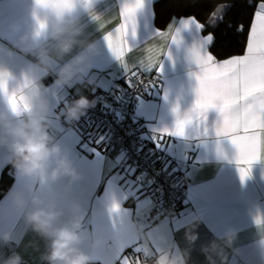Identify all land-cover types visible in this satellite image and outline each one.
I'll list each match as a JSON object with an SVG mask.
<instances>
[{
	"label": "crops",
	"instance_id": "1",
	"mask_svg": "<svg viewBox=\"0 0 264 264\" xmlns=\"http://www.w3.org/2000/svg\"><path fill=\"white\" fill-rule=\"evenodd\" d=\"M124 2L91 0L90 9L78 7L81 35L76 37L78 43L73 50L62 59L54 55L56 42L40 37L51 57L45 70L35 54L37 45L31 40L33 0H0V66L10 70L9 91L33 84L39 87L48 105L53 142L80 174V179L71 185L64 178L49 186L43 179L36 181L12 172L15 190L30 198L51 187L66 193L68 200L78 202L84 216L80 248L93 264H118L116 257L121 249L124 256L134 258L139 254L127 245L136 241L141 246H155L156 250L147 255L155 260L179 246L187 252L188 264H264V226L257 227L254 223L257 213L264 215V152L242 180L231 137L216 135L221 119L216 110L207 113L203 124L193 120L184 126L182 134L176 132L178 121L191 111L196 98L199 67L192 55L194 37L192 32L181 30L178 42L170 44V35H151L154 29L168 30L173 18L178 21L193 16L172 17L164 27H158L155 14L152 15L153 0H148L147 7L139 13L138 39L143 40L125 56L127 73L155 75L160 79L157 86L149 87L139 97L135 120L141 125L140 140L151 142L163 154V169L184 186V201L172 217H149L155 197L147 179L124 161L122 152L105 153L101 138L94 141L84 138L81 125L67 117L70 89L80 95L98 89L101 107L116 113L114 90L125 74L104 35L120 24L119 9ZM253 19L254 14L251 24ZM26 33L30 39L22 40ZM209 34L204 30L199 33L201 37ZM249 34L250 27L248 37ZM209 47L207 51L211 53ZM246 47L247 42L242 54L228 58L244 55ZM78 55L83 60L73 63V76L65 81L61 71ZM150 61H161L159 75L155 68L146 70ZM48 71L53 73L54 80L43 86L40 78ZM5 108L6 99L0 95V111ZM169 132L172 134L163 135ZM11 159L7 149L0 147V166L6 168ZM12 183L13 179L10 186ZM3 196L0 197V234L11 230L13 240L0 245V258L18 252L24 264H43L49 251L46 242L29 230L23 215ZM114 204L119 205L118 210ZM189 229L198 236L193 243L186 238ZM229 232L234 238L231 246H225L223 238ZM213 241L220 245L218 253L206 252Z\"/></svg>",
	"mask_w": 264,
	"mask_h": 264
},
{
	"label": "clouds",
	"instance_id": "2",
	"mask_svg": "<svg viewBox=\"0 0 264 264\" xmlns=\"http://www.w3.org/2000/svg\"><path fill=\"white\" fill-rule=\"evenodd\" d=\"M78 7L91 8V0H33L31 12V40L36 43V55L39 64L47 70V61L50 55L46 46L40 43V37L46 36L55 41L54 55L62 59L73 50L78 43L76 37L81 35L80 18L76 15ZM22 40L30 39L24 34ZM92 47L91 44L88 45ZM82 55L74 58L61 71V77L68 81L73 76V63H80ZM12 79L10 70L0 66V95L6 99L5 111H0V147H4L11 154V171L22 176L33 178L36 181L45 180L49 186L56 185L66 178L69 185L80 179V174L61 154L60 147L53 142L48 126L46 100L40 94L36 85H29L17 91H9V81ZM6 86L8 93L13 91L22 97L21 110H14L9 104L7 95L3 91ZM90 102L85 97L75 101L67 110V117L77 119ZM3 200L10 202L18 213L23 215L24 223L29 230L35 233L49 249L44 257L49 264H90V257L80 248L81 230L84 216L81 205L75 200H68L66 193L62 194L49 187L43 192L38 191L30 198L22 191L15 190V178L12 185L4 193ZM257 227L264 226V215L257 213L254 217ZM195 228V225L192 229ZM192 229L186 232L189 242L198 238ZM234 234L226 233L225 246H231ZM13 240L11 230L0 234V245H8ZM220 245L213 241L210 249L218 253ZM0 264H24L23 257L14 252L7 258H0ZM155 264H188L186 251L176 246L159 255Z\"/></svg>",
	"mask_w": 264,
	"mask_h": 264
},
{
	"label": "snow or ice",
	"instance_id": "3",
	"mask_svg": "<svg viewBox=\"0 0 264 264\" xmlns=\"http://www.w3.org/2000/svg\"><path fill=\"white\" fill-rule=\"evenodd\" d=\"M147 4L148 0H125L119 9L120 24L114 31L104 35L106 44L120 62L125 75L129 71L125 62L126 54L143 40L138 39L139 13L147 7ZM227 7L229 6H220L219 10L222 11ZM152 15H154L153 11ZM96 19L99 20L100 17ZM222 19L223 17L220 16L217 21ZM204 27L205 25L194 17L180 18L178 21L173 18L168 30L154 29L151 36L170 35L171 44L178 42L181 30L192 32L194 37L192 55L199 67V73L196 75L198 81L195 89L196 98L191 111L178 121L176 132L182 134L184 126L193 120L203 124L207 113L216 110L221 118L216 135L231 137V143L237 149L236 163L239 165L243 180L249 174L252 163L259 158L261 152H264V0H259L256 5L246 52L242 56L217 61L207 51V47L213 42V36L199 35ZM153 68L159 75L162 70L161 61L159 63L150 61L146 70L151 71ZM136 75V72H132V76ZM126 82L131 86L130 78ZM3 91L14 110L20 111L22 97H19L15 91L8 93L6 86H3ZM204 131L206 132L207 128ZM171 134L163 133V135ZM5 169L0 166V185L4 183L6 176H10ZM113 207L119 209L118 204H114ZM127 247H131L133 252L139 255L130 258L124 256L121 249L120 255L116 257L118 264H143L147 255L156 250L155 246H141L139 241L130 243Z\"/></svg>",
	"mask_w": 264,
	"mask_h": 264
},
{
	"label": "built area",
	"instance_id": "4",
	"mask_svg": "<svg viewBox=\"0 0 264 264\" xmlns=\"http://www.w3.org/2000/svg\"><path fill=\"white\" fill-rule=\"evenodd\" d=\"M129 78L131 86L126 82ZM53 80L51 71L40 78L43 86H48ZM159 83L160 79L155 75L132 76V73L124 75L114 90L116 113L101 107V92L95 88L82 95L70 89L66 104L68 110L81 97L87 98L90 102V106L75 119L76 123L83 126V137L91 141L101 138L105 153L122 152L124 161L130 163L147 179L151 194L155 197V203L148 213L151 218L158 215L172 217L185 198L182 182L163 169L161 165L163 154L151 142L141 141L139 138L141 125L135 120V105L149 87L157 86ZM154 263V257H146L143 260V264Z\"/></svg>",
	"mask_w": 264,
	"mask_h": 264
},
{
	"label": "trees",
	"instance_id": "5",
	"mask_svg": "<svg viewBox=\"0 0 264 264\" xmlns=\"http://www.w3.org/2000/svg\"><path fill=\"white\" fill-rule=\"evenodd\" d=\"M258 2L259 0H156L153 4L155 24L164 27L172 17L193 16L205 25L203 30L214 38L209 47L211 54L216 59H224L244 52ZM224 5L229 7L219 10L220 6ZM220 16L223 19L217 21ZM81 128L83 135L82 125ZM5 171L10 176H6L4 183L0 185V197L9 188L13 179L11 163L7 165ZM46 262L48 261L45 259L43 264Z\"/></svg>",
	"mask_w": 264,
	"mask_h": 264
}]
</instances>
